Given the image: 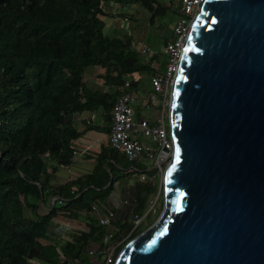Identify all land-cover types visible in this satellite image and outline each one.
<instances>
[{"label":"trees","instance_id":"16d2710c","mask_svg":"<svg viewBox=\"0 0 264 264\" xmlns=\"http://www.w3.org/2000/svg\"><path fill=\"white\" fill-rule=\"evenodd\" d=\"M108 1L143 8L148 24L167 9L159 0H0V264H68L58 260L59 253L76 257L78 264L92 263L86 249L106 246L101 238L106 231L120 238L114 257L132 216L145 211L155 191V179L148 177L155 166L126 159L108 142L84 152L93 160L88 170L54 184L48 179V172L72 162L74 141L84 129L106 131L110 104L127 75L131 88L146 93L141 75H148L150 85L149 77L164 71V53L159 59L160 53L149 47L142 59L127 31L103 33L97 14H103L101 4ZM168 34L163 42L170 29ZM156 61L161 73L152 65ZM87 65L97 66L96 77L108 88L85 85ZM93 110L101 112L105 125L81 118L84 126L76 128L74 116ZM129 165L143 170L144 177L139 179ZM125 175L132 176L128 210L107 225L99 223L95 210L105 211L112 184ZM53 195L58 197L48 203ZM148 210L138 231L155 216ZM57 211L80 219L83 229L61 236L51 222ZM96 256L101 264V254Z\"/></svg>","mask_w":264,"mask_h":264},{"label":"water","instance_id":"95a60500","mask_svg":"<svg viewBox=\"0 0 264 264\" xmlns=\"http://www.w3.org/2000/svg\"><path fill=\"white\" fill-rule=\"evenodd\" d=\"M161 210L112 264H264V0H203L165 109Z\"/></svg>","mask_w":264,"mask_h":264},{"label":"built area","instance_id":"2783aa9c","mask_svg":"<svg viewBox=\"0 0 264 264\" xmlns=\"http://www.w3.org/2000/svg\"><path fill=\"white\" fill-rule=\"evenodd\" d=\"M176 5L175 13L170 22V37L162 43V51L165 54L166 62L163 73L159 76L158 74L151 75L149 77L150 86L152 91L148 94H144L140 89H134L130 87L129 78H125L122 83L117 86L118 91L116 92L109 110V122L107 130L105 131V141L108 144L119 151H121L126 159L128 160H141L152 158L153 161H157V153L159 149L166 148L167 150L171 147V141L168 138L166 123H163L162 107L159 111V120L149 122L145 117H138L133 119L134 105L141 104L143 107H150L149 105H156L157 99L154 91H159L162 87H165L167 83L171 82L172 75L174 73L177 60L180 54L181 46L187 32L189 22L195 12L198 10L203 0H172ZM123 7L122 5H119ZM126 15L125 13L120 15L119 24L126 28ZM128 32V31H127ZM150 48L147 45H140L139 51L144 53L149 51ZM76 114L74 117H76ZM94 113L88 112L87 117H83L86 121L94 120ZM166 121V120H165ZM138 173V178L144 177V171L136 169L129 165ZM154 167V164L147 165V167ZM58 196L53 195L48 200L52 202L54 198ZM152 201L148 198V207H150ZM97 209V208H96ZM96 219L101 224H109L111 219L114 217V211L109 209V206L104 212L95 210ZM55 215L64 216L69 219L73 218V215H65L63 212L57 211L53 217H51L52 224L59 220ZM68 219V220H69ZM141 221V215H133L131 218L132 226L139 224ZM67 224H63V229L69 231L81 230V228L72 229V227H65ZM67 228V229H66ZM64 236V235H62ZM102 242L106 243L103 248L96 249L95 246H88L86 254L92 263H98L99 259L93 260V257L100 253L102 257L101 264H112L113 257L112 249L113 246L120 240V238H111V231H106L102 235ZM59 261H67L68 264H78L76 257L66 258L63 254H58Z\"/></svg>","mask_w":264,"mask_h":264},{"label":"rangeland","instance_id":"374dc122","mask_svg":"<svg viewBox=\"0 0 264 264\" xmlns=\"http://www.w3.org/2000/svg\"><path fill=\"white\" fill-rule=\"evenodd\" d=\"M163 4H167V9L166 12L163 16L157 18L153 24H148L146 22V11L143 8H140L139 6H130L126 5L124 7H120L116 3H112L111 1L108 2H103L101 4V7L103 9V14H97L98 20L101 23V28L103 33L107 35H114L115 33L121 31H128V33L132 39V46L139 51V46L140 45H147L148 47H152L153 50L156 52H159L158 58L163 57V51H162V37L164 34L169 33L170 29V22L173 17L172 12V7L174 5L172 0H159ZM124 14L127 16L126 17V28L122 27L119 23V18L120 15ZM173 14V15H171ZM169 35V34H168ZM148 52H144L142 55V59L147 58ZM152 65L155 67L156 72L161 73L163 70L162 65H158V61L152 62ZM97 66H91L87 65L83 68L82 72V79L85 83V85L92 87V88H100V89H106L108 86L105 84H101L99 78L96 77V70ZM126 78H132V76H126ZM141 81L143 86H149L148 82V75H141ZM140 88V87H139ZM138 88V89H139ZM169 90V83L165 87H162L160 91H154L157 99L156 105H149L150 107H143L141 104H136L134 105L135 111L133 115V119H136L138 117H145L148 119L149 122L154 121V120H159L158 114L159 111L162 107V116H163V123H166V117H165V109H166V102H167V94ZM152 91V90H151ZM144 92V91H143ZM150 92V89L144 94H148ZM99 114V113H98ZM101 115V113H100ZM102 117V116H101ZM103 118V117H102ZM75 121V119H74ZM101 122V118H100ZM102 122L104 123V118L102 119ZM104 140H105V135H103ZM90 145L84 150L80 149V153L77 151L74 152L73 155V160L70 164L68 165H59L55 169V173L53 172H48V179L51 184H54L56 182H61L67 177L75 176L80 174L84 170H88L92 164V159L89 157L85 156V153L87 152H92L93 150ZM87 151V152H85ZM85 152V153H84ZM146 163L149 164H154L155 165V170L151 175H149V178L155 179L156 183V188L154 193H152L149 198L152 201V204L150 207H148V201H147V207L144 212L141 214V219H146L147 215L145 216V212L148 210V216L151 213H155V216L152 218V220L156 217V215L159 213L161 210V203H159V198H161L160 194V187H161V176H162V170L165 165V160L160 159L157 161H153L152 158L146 159ZM49 171V169H47ZM132 176L125 175L119 179V181L114 182L113 185L117 186L120 185V188H118V197H117V203L116 207L118 206V209L120 211H125L126 208H128L129 202L131 201V196H130V185H128L130 179ZM63 179V180H62ZM50 198V197H49ZM25 213H27V210H25ZM63 214L66 215V213L63 212ZM151 220V221H152ZM62 225L67 223L69 226H73L76 222L64 220V216L60 220ZM150 221V222H151ZM60 223V222H59ZM74 223V224H73ZM66 225L65 227H69ZM138 225H135L134 227H131L130 230L126 233L125 235V240L129 239L132 237L135 233L138 232ZM67 229V228H66ZM119 239V238H118ZM124 243V242H123ZM122 243V244H123ZM121 247V246H120ZM115 256V255H114ZM97 259V256H96ZM114 259V257H113ZM93 260L94 257H93ZM89 264H95V263H90ZM87 263V264H88Z\"/></svg>","mask_w":264,"mask_h":264},{"label":"crops","instance_id":"0c3cea01","mask_svg":"<svg viewBox=\"0 0 264 264\" xmlns=\"http://www.w3.org/2000/svg\"><path fill=\"white\" fill-rule=\"evenodd\" d=\"M149 89L151 91V88H149ZM92 112L95 114L94 115V117H95L94 118V121H92V122H97L98 124L105 125L104 124L105 123V120H104V123L102 122V119L104 117L103 118L101 117V115H100L101 112H97V110H95V111L93 110ZM87 114H88V111H82L76 117H74V119H75L74 123H75L76 128H80V129L83 128L84 125H83V122H82V119L81 118L87 117ZM100 118H101V122H100ZM106 126H108V125H106ZM106 130H107V128H106ZM103 135H105V131H99V130H95V129H91V128L84 129L83 132L74 141V146L76 148L75 151H77L78 153H80L81 152L80 149L84 150V149H86L88 147V145H90L91 147H95V148H91L92 150L98 148L99 145H101V144H103V143L106 142L104 140ZM89 158L92 159L91 157H89ZM55 172L56 171H54L53 173H55ZM117 181H119V180H117ZM117 181H115V182H117ZM128 183H129L128 185H130V189H131V183H130V181ZM118 188H120V185L114 186L112 184V189L110 190V192L108 193V195L106 196V198L104 200V203L106 205L114 207V209H113V211H114V217H117L122 212V211H120L118 209V206L116 207L117 197H118L117 194L119 193L118 192ZM48 203H49V200H48ZM129 205H130V202H129ZM127 210H128V208H126V210L123 211V212L125 213ZM55 217H57V219L59 221L57 223L54 222L53 223V226L56 228V230L59 231L60 235L62 236L63 235V232H65V229H63V225H62V223L60 221L62 219V216L55 215ZM68 219L69 218L64 217V220H67L68 222L69 221H73V222L79 221V224H78V222L75 223V224L73 223L74 224L73 226H69L66 223L69 227H72V229H77V228H81V227L83 228L84 227L83 222L80 221V219H78L77 217L73 216L72 219H69V220ZM69 223H71V222H69ZM77 230H79V229H77Z\"/></svg>","mask_w":264,"mask_h":264},{"label":"bare ground","instance_id":"6f19581e","mask_svg":"<svg viewBox=\"0 0 264 264\" xmlns=\"http://www.w3.org/2000/svg\"><path fill=\"white\" fill-rule=\"evenodd\" d=\"M166 155H167L166 153L163 155V160H165V159H166V158H164Z\"/></svg>","mask_w":264,"mask_h":264}]
</instances>
